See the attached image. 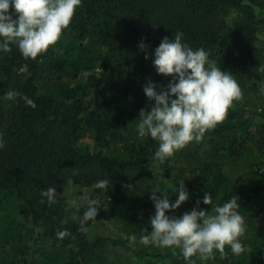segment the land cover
I'll return each mask as SVG.
<instances>
[{
    "label": "trees",
    "instance_id": "1",
    "mask_svg": "<svg viewBox=\"0 0 264 264\" xmlns=\"http://www.w3.org/2000/svg\"><path fill=\"white\" fill-rule=\"evenodd\" d=\"M262 30L264 0H81L60 39L35 59L15 44L0 52V264H117L102 253L107 246L137 260L189 264L178 248L141 242L151 231L152 190L168 189L174 202L178 181L189 199L166 214L190 211L207 192L211 204L199 208L236 196L245 218L244 252L226 246L223 256L192 257L195 264H264ZM176 32L229 71L241 96L200 141L161 163L153 158L157 142L139 137L136 125L148 110L144 86H166L171 77L157 74L138 45L151 54ZM100 180L106 188L93 187ZM48 188L56 189L51 202ZM90 200L97 215L82 231ZM99 223L118 233L96 234Z\"/></svg>",
    "mask_w": 264,
    "mask_h": 264
},
{
    "label": "clouds",
    "instance_id": "2",
    "mask_svg": "<svg viewBox=\"0 0 264 264\" xmlns=\"http://www.w3.org/2000/svg\"><path fill=\"white\" fill-rule=\"evenodd\" d=\"M81 0H0V52H8L15 44L25 58L35 59L54 45L70 25ZM15 17V18H14ZM183 33L165 36L151 54L141 41L138 45L145 52V59L152 58L157 74L170 76L166 86L149 80L143 91L148 98V110L141 109L136 125L139 137H150L158 147L153 158L163 163L176 151L193 141H200L205 132L223 121L233 101L241 96L240 87L229 71L222 70L209 60L204 48L193 49L182 42ZM259 71L264 73V66ZM159 88V90H157ZM264 93V85H261ZM13 93H8L12 97ZM27 104L35 107L32 100ZM5 142L0 138V149ZM106 180L93 187L104 189ZM172 191L177 195L170 200L168 189L154 188L150 195L155 209L150 217L151 231L144 229L141 236L145 245L178 248L189 264L192 257L201 261L222 256L225 247L239 255L245 247L239 239L245 231V218L239 213L237 197L233 196L210 210L199 208L200 203L211 204V196L205 192L197 206L182 215L166 214L178 209L189 199L184 181H178ZM55 188L43 190L51 202ZM159 193V194H158ZM97 201L90 200L81 222L97 215ZM67 231H58L61 239Z\"/></svg>",
    "mask_w": 264,
    "mask_h": 264
},
{
    "label": "rangeland",
    "instance_id": "3",
    "mask_svg": "<svg viewBox=\"0 0 264 264\" xmlns=\"http://www.w3.org/2000/svg\"><path fill=\"white\" fill-rule=\"evenodd\" d=\"M259 43L264 47V30H262L259 34ZM75 191H76V188L74 186H71L70 190L68 191V196L73 201L77 200V197L74 194ZM95 233L103 234V235H106V234L116 235L118 231L110 223H99L96 226ZM102 253L113 258L117 264H171L165 258L150 259L148 261H142L141 259L137 260L136 255L134 253H131L130 251L124 248H116V247L107 246L102 250Z\"/></svg>",
    "mask_w": 264,
    "mask_h": 264
}]
</instances>
